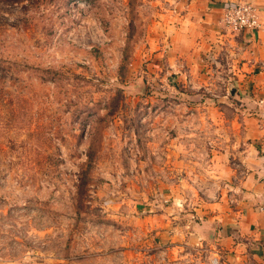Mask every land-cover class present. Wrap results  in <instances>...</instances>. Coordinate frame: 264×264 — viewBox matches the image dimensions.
<instances>
[{"label":"rangeland","instance_id":"1","mask_svg":"<svg viewBox=\"0 0 264 264\" xmlns=\"http://www.w3.org/2000/svg\"><path fill=\"white\" fill-rule=\"evenodd\" d=\"M176 1L0 0V264H217L190 222L264 144L227 65L264 43L171 51Z\"/></svg>","mask_w":264,"mask_h":264},{"label":"crops","instance_id":"2","mask_svg":"<svg viewBox=\"0 0 264 264\" xmlns=\"http://www.w3.org/2000/svg\"><path fill=\"white\" fill-rule=\"evenodd\" d=\"M232 2L190 0L180 5L174 15H164L162 25L168 35V48L177 53L174 42L177 35L193 44L194 52H198L202 46L216 47L218 43L224 42L226 36L221 34L220 13L223 7ZM260 20L264 25L261 16ZM240 38L249 41L250 46L259 48L260 43H264V31L246 32ZM248 46L241 43L235 60L227 64L231 66L229 70L233 71L229 79L239 87L250 84L254 88L256 94L244 97L256 103L254 114L264 117V57H256L255 51L250 53L246 48ZM237 97L242 98L240 95ZM259 132L264 134L263 125H260ZM211 146L215 149L213 143ZM238 154L240 170L237 173L227 170L223 157H208V167L222 166L218 176L224 180L231 178L232 181L231 184L223 181L221 192L208 209H195L196 217L202 219L201 222L190 223L212 234L210 252L217 254V264H264V144L261 147L246 148ZM230 189L233 193L229 192ZM206 194L214 197L215 191L210 188Z\"/></svg>","mask_w":264,"mask_h":264},{"label":"built area","instance_id":"3","mask_svg":"<svg viewBox=\"0 0 264 264\" xmlns=\"http://www.w3.org/2000/svg\"><path fill=\"white\" fill-rule=\"evenodd\" d=\"M219 23L221 28L230 34L258 32L262 28L258 9L245 2H236L223 7Z\"/></svg>","mask_w":264,"mask_h":264}]
</instances>
